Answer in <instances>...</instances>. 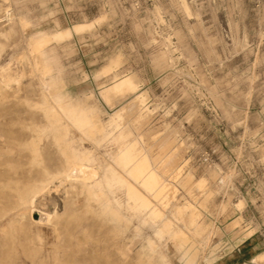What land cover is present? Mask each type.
I'll use <instances>...</instances> for the list:
<instances>
[{
	"label": "rangeland",
	"instance_id": "rangeland-1",
	"mask_svg": "<svg viewBox=\"0 0 264 264\" xmlns=\"http://www.w3.org/2000/svg\"><path fill=\"white\" fill-rule=\"evenodd\" d=\"M0 82V264H231L251 236L264 264V0H0ZM129 147L154 220L118 180Z\"/></svg>",
	"mask_w": 264,
	"mask_h": 264
},
{
	"label": "bare ground",
	"instance_id": "bare-ground-1",
	"mask_svg": "<svg viewBox=\"0 0 264 264\" xmlns=\"http://www.w3.org/2000/svg\"><path fill=\"white\" fill-rule=\"evenodd\" d=\"M90 26H91V24H80V25L73 26L71 29L59 30L56 33L52 34L51 36L42 34L39 39L33 41V44H32L33 45V49H34V51H39L51 39H53V40H61V39L65 38V37H67L69 35L72 36V32L77 34V33H80L81 31L83 32V30H86ZM115 61L116 60H114V62ZM33 68H34V66H33ZM107 69H109V68H107ZM45 71H48V69H45ZM17 80H19V79H17ZM46 87H47V85H46ZM46 87H45V89H46ZM134 89H135V86H134L131 78L126 76V77L118 80L117 82L113 83L108 88H105L104 90H102L101 94L108 101V103H110V102L112 103L115 99H118V98L122 97L125 93L126 94L129 93V92L132 93L133 91H135ZM141 101H142L141 96H137L135 98V100L133 101V105H132V107H134L133 109H135V106H138L141 103ZM45 111L47 112L49 118L53 119V118L57 117L56 113L53 112L50 108H45ZM61 114H62V116H66L67 112L64 109H61ZM135 114H136V112H135ZM66 120H67V118H66ZM94 127L97 128L96 125H94ZM33 151H34L35 154L38 155L37 147H34ZM140 158H142V157H140V156H139V158L135 157L134 154H133L132 148L129 147L127 149L126 153L124 155L120 156V158H119V162L118 163H120V165L122 166L121 168H122V172H123L124 175L119 176L118 180H119V182H121V184H124L128 194L130 195L131 198H133V201H135V203L138 205L137 208H139L140 210H142V209L143 210L152 209V208L149 207L150 203H151V201L149 200L150 199L149 198L150 197L149 194H151L152 190H154V189H156L158 187L159 179L157 177L158 175L156 176V174L151 169H149L147 160L145 158H142V159H140ZM95 171L93 170V168L91 169V167L89 168V167H87V166H85L83 164H80V163H77V162L74 163V164H71L70 161H67L66 168L62 172L58 173V175L61 174V178L62 179L64 178V179H67V180H80L82 182H85L86 180H89V179L92 180V178H94V176L96 175ZM56 175L57 174H55L53 176L52 175L50 176L47 171H44V176H46V178L48 176H50L51 178H54V177H56ZM64 183H65V181H64ZM84 184L86 185V183H84ZM138 187H140L143 191L148 193L146 195L149 196V197L147 198L146 195L142 194L138 190ZM87 189H88V187H87ZM88 191L92 192V190H90V189ZM160 192H161V190L158 191L157 194H159ZM135 203H134V206H135ZM101 212H102V210H101ZM148 214H147L148 217H150L151 219L154 220V219L158 218L161 215V211H160V209L155 208V209H152ZM37 217H38V221H41L43 219V214L40 213ZM115 217H117V216H115ZM44 218H46V217L44 216ZM121 229H123V228H121ZM162 231H167L169 233V235L171 236V243L173 244V246L176 249L181 250V252H185L186 251V249H185L186 239H185V236L182 233L177 232V231H171L170 230V225L168 223H164L162 225ZM161 233H163V232H161Z\"/></svg>",
	"mask_w": 264,
	"mask_h": 264
},
{
	"label": "crops",
	"instance_id": "crops-1",
	"mask_svg": "<svg viewBox=\"0 0 264 264\" xmlns=\"http://www.w3.org/2000/svg\"><path fill=\"white\" fill-rule=\"evenodd\" d=\"M246 224H251V221L246 217ZM258 237H248L243 241L240 248L238 249V254L233 257V262L231 264H258L255 259L262 254L258 251L259 249ZM246 244V245H244ZM236 259V260H235ZM235 260V261H234Z\"/></svg>",
	"mask_w": 264,
	"mask_h": 264
},
{
	"label": "water",
	"instance_id": "water-1",
	"mask_svg": "<svg viewBox=\"0 0 264 264\" xmlns=\"http://www.w3.org/2000/svg\"><path fill=\"white\" fill-rule=\"evenodd\" d=\"M35 218H37V217H35Z\"/></svg>",
	"mask_w": 264,
	"mask_h": 264
}]
</instances>
